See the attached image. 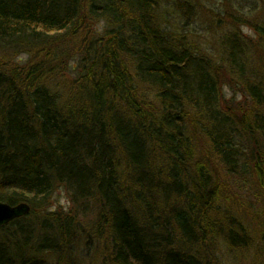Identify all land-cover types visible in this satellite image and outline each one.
I'll list each match as a JSON object with an SVG mask.
<instances>
[{
    "label": "trees",
    "instance_id": "16d2710c",
    "mask_svg": "<svg viewBox=\"0 0 264 264\" xmlns=\"http://www.w3.org/2000/svg\"><path fill=\"white\" fill-rule=\"evenodd\" d=\"M165 13L161 0H0V202L31 206L0 227V264H83L96 238L109 264H214L220 240L252 244L220 205L234 193L219 165L249 166L264 197V121L223 109L219 77L227 65L258 106L264 78L247 71L244 35L222 40L223 64ZM61 188L68 211L49 205Z\"/></svg>",
    "mask_w": 264,
    "mask_h": 264
},
{
    "label": "rangeland",
    "instance_id": "374dc122",
    "mask_svg": "<svg viewBox=\"0 0 264 264\" xmlns=\"http://www.w3.org/2000/svg\"><path fill=\"white\" fill-rule=\"evenodd\" d=\"M188 4L194 17L181 19L179 12L175 15L174 6ZM162 8L165 12L164 19L169 21L171 28L177 30L188 38L196 47L202 51L216 56L215 61L226 64L221 55V42L226 39L227 34L232 32L244 35L249 43V61L246 66L247 71L256 72L259 78H264V50L262 41L259 38L258 27L264 23V0H161ZM178 7V6H177ZM176 8V7H175ZM215 13H214V12ZM190 12V13H191ZM221 14V16L217 14ZM223 15V16H222ZM98 24H95V30H98ZM17 60H25L27 55L16 53L10 56ZM223 58V59H221ZM71 59V58H70ZM69 59V60H70ZM75 58L70 60V65L74 63ZM67 62V65H68ZM250 70H249V69ZM259 78L249 77L250 84H257ZM221 87V104L226 111L233 110L237 114H243L251 108L257 117V120L264 121V105L258 106L256 100L251 99L248 85L239 81L236 75H232L227 65L222 67V74L219 77ZM264 98V91L262 92ZM264 101V100H263ZM264 103V102H263ZM259 115V116H258ZM261 122V121H259ZM264 123V122H262ZM261 141V140H260ZM262 144L259 142V145ZM253 165H251L252 168ZM221 175L220 185L224 192L232 190L233 198L231 203L224 198L221 202L224 207H233L230 213L240 225L246 227L247 234L251 236L250 246H230L223 241H219L213 248L211 256L214 264H264L263 255L260 254V237L262 232L261 220L264 219V197L260 196V181L258 175L254 174L250 167L240 168L235 175L219 165ZM227 189V191H226ZM229 189V190H228ZM229 195V193H227ZM70 192L65 188L58 189L53 193L49 202L52 210L68 211L70 205ZM26 203V202H24ZM28 204V203H27ZM92 205V204H91ZM91 205L80 210L86 217L83 221V228L89 229L94 225V212ZM228 208V207H227ZM76 209V208H75ZM78 212V209L76 210ZM255 226V227H254ZM90 237V235H89ZM91 239V238H90ZM87 241L86 238H80L79 242ZM91 242V240H90ZM107 240L92 239L88 251L80 247V253L76 256L78 263L83 264H109L103 259ZM80 245V243H79ZM109 246V245H108ZM111 249V246H109ZM88 253L89 257L84 258ZM87 257V256H86ZM54 264V261L51 260Z\"/></svg>",
    "mask_w": 264,
    "mask_h": 264
},
{
    "label": "water",
    "instance_id": "95a60500",
    "mask_svg": "<svg viewBox=\"0 0 264 264\" xmlns=\"http://www.w3.org/2000/svg\"><path fill=\"white\" fill-rule=\"evenodd\" d=\"M31 212V207L27 203H20L12 206L0 202V227L8 224L16 218L28 215Z\"/></svg>",
    "mask_w": 264,
    "mask_h": 264
}]
</instances>
